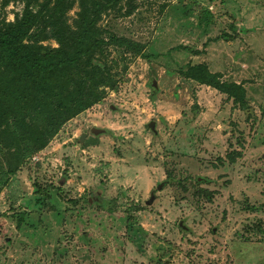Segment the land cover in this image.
I'll list each match as a JSON object with an SVG mask.
<instances>
[{
  "label": "rangeland",
  "instance_id": "obj_1",
  "mask_svg": "<svg viewBox=\"0 0 264 264\" xmlns=\"http://www.w3.org/2000/svg\"><path fill=\"white\" fill-rule=\"evenodd\" d=\"M80 1L0 0V31L28 5L30 43L57 48ZM95 27L100 101L44 148L0 137V264H264V0H121ZM191 63L244 105L185 79ZM12 88L9 131L35 116Z\"/></svg>",
  "mask_w": 264,
  "mask_h": 264
},
{
  "label": "trees",
  "instance_id": "obj_2",
  "mask_svg": "<svg viewBox=\"0 0 264 264\" xmlns=\"http://www.w3.org/2000/svg\"><path fill=\"white\" fill-rule=\"evenodd\" d=\"M120 1L81 0L82 11L78 14L79 22H75V31L54 25L57 48L30 43L42 10L33 12L28 5L14 24L0 31V137L9 134L10 138H27L32 147L44 148L61 126L100 101L97 90L104 85L105 76L93 62L94 50L103 41L95 36V18L100 17L101 10ZM183 77L244 105L241 86L223 82L220 74L209 72L203 64H189ZM11 85H14L11 102L20 110L27 103H35L30 106L35 116L31 119L34 123L14 118L13 130L9 131L4 126L9 119L5 101L11 95L8 91ZM41 113L45 117L39 121L37 116Z\"/></svg>",
  "mask_w": 264,
  "mask_h": 264
},
{
  "label": "water",
  "instance_id": "obj_3",
  "mask_svg": "<svg viewBox=\"0 0 264 264\" xmlns=\"http://www.w3.org/2000/svg\"><path fill=\"white\" fill-rule=\"evenodd\" d=\"M147 128H148V129H149L154 135L157 134V131H156V129H155V122H150V123H148V124H147ZM104 133H105V131L102 130V129L92 128V129L90 130V134H92L93 136H99V135L104 134ZM85 137H86V135L83 134V135L81 136V141H83V140L85 139ZM198 181H200V179H198ZM158 189H159V187H158ZM151 201H152V200H150L149 202H147V204H150ZM179 227H180L182 230H185V227H183L181 223L179 224Z\"/></svg>",
  "mask_w": 264,
  "mask_h": 264
},
{
  "label": "crops",
  "instance_id": "obj_4",
  "mask_svg": "<svg viewBox=\"0 0 264 264\" xmlns=\"http://www.w3.org/2000/svg\"><path fill=\"white\" fill-rule=\"evenodd\" d=\"M219 74V73H218ZM155 129H156V127H155ZM105 131V130H104ZM101 135H103V134H101ZM86 138V137H85Z\"/></svg>",
  "mask_w": 264,
  "mask_h": 264
}]
</instances>
